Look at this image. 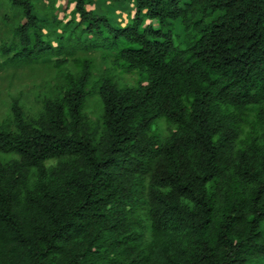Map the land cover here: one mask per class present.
<instances>
[{"label": "trees", "instance_id": "trees-1", "mask_svg": "<svg viewBox=\"0 0 264 264\" xmlns=\"http://www.w3.org/2000/svg\"><path fill=\"white\" fill-rule=\"evenodd\" d=\"M56 1L0 0L4 90L55 76L0 118V264H264V0H68L55 43Z\"/></svg>", "mask_w": 264, "mask_h": 264}, {"label": "rangeland", "instance_id": "rangeland-1", "mask_svg": "<svg viewBox=\"0 0 264 264\" xmlns=\"http://www.w3.org/2000/svg\"><path fill=\"white\" fill-rule=\"evenodd\" d=\"M91 1H92V6H89L88 7L89 9H94V11L97 12L107 11L111 15L113 22L116 23H118L119 21L129 22V18L132 15V9H133L132 6L121 4V2L113 4L108 0H91ZM74 7L75 5L69 4L68 0L56 1L51 16L57 17L61 21V24L58 25L55 36L53 37V41L55 43H57L59 38L64 35V30L66 29V23L69 20V16L72 13ZM50 31H52V29ZM40 70L41 73L40 72L36 73V75L38 74V77L36 78L32 77V79H29V76L33 75L31 73L26 74L25 79L21 78V76L23 77V73H19L18 76L13 79V83H12L13 85L10 86L11 88L10 91L4 90L5 87H7L8 84L10 83V79L8 78L3 79V77L5 75H8L9 73L11 74L12 70L8 72H4V71L0 72V118L4 117L8 111L7 110L8 104L6 106V103L10 101L11 97L17 96L21 91H23L24 93L23 100L28 108L33 107L38 102L37 93H36L38 92V90H34V91L32 90L33 84H39L41 81H45L46 82L45 86H47L49 82H52L55 79L54 74L50 76L49 72L46 69L43 70L42 68ZM22 72L26 73V70ZM127 78L129 82H131L132 77L128 76ZM45 92L46 89L44 88L43 93ZM38 93L41 92L39 91ZM85 114L87 116V119L91 120L93 124L98 121L101 114V109L97 96H94L91 99H89V101L87 102ZM152 129L153 132L157 133L162 138L168 135V126L166 125L164 119L158 120L156 124L153 125Z\"/></svg>", "mask_w": 264, "mask_h": 264}]
</instances>
